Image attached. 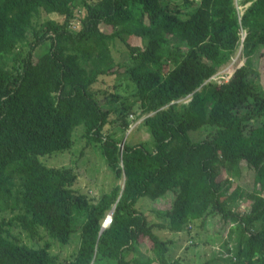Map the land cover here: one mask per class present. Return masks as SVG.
<instances>
[{
	"label": "trees",
	"instance_id": "trees-1",
	"mask_svg": "<svg viewBox=\"0 0 264 264\" xmlns=\"http://www.w3.org/2000/svg\"><path fill=\"white\" fill-rule=\"evenodd\" d=\"M239 46L230 81H212ZM263 49L264 0H0V264H191L168 259L171 240L155 231L190 233L214 212L233 225L221 252L198 264H264V88L252 63ZM124 76L130 93L118 89ZM136 104L153 145L118 150L113 133L128 129ZM78 127L113 174L97 198L73 187L71 166L42 160L70 153ZM243 161L251 191L235 185ZM167 192L171 207L152 221L139 201ZM243 198L248 210L233 211ZM76 232L74 255L60 260L53 242ZM138 244L147 258L134 256Z\"/></svg>",
	"mask_w": 264,
	"mask_h": 264
},
{
	"label": "rangeland",
	"instance_id": "rangeland-1",
	"mask_svg": "<svg viewBox=\"0 0 264 264\" xmlns=\"http://www.w3.org/2000/svg\"><path fill=\"white\" fill-rule=\"evenodd\" d=\"M83 12L84 11L82 10L79 12V14L82 15ZM130 42L133 45L140 44L139 40L133 38L130 39ZM116 46L123 51L124 46H120L119 44H116ZM114 54L117 55L116 53ZM259 61L261 65H259ZM242 63L243 60L241 59L240 51L236 50L227 63L218 67L216 73L212 75L211 80L218 84L229 82L233 70L242 65ZM252 63L253 68L258 70L260 73V78L262 79L260 82L263 84L261 88H264V57L260 56L258 58V56L255 55L253 56ZM108 80L109 78L102 80L103 85L101 86L106 87ZM117 83L118 89L119 87L123 88L124 83H126L128 84L127 92L130 93L133 91L132 84L125 76L121 77V79L118 78ZM190 96L191 95L188 94L186 97L178 99L177 102L187 103L190 100ZM148 114L149 113L142 114L138 108V105H135L133 111L128 115L130 120L128 129L122 132L117 130L113 133L115 137L121 138V142L117 145L118 150L121 148V144L124 142L130 145L144 142L148 143L149 146L152 147L153 144L148 132L144 128L143 124H141L143 118ZM211 129V127L205 126V128H201L198 132H191L189 135L193 140H199L204 137L205 134ZM80 132L81 128H76L74 132L76 136V138H74L76 144L70 153H58L56 155H52L51 157L43 158L42 160L47 166H71L77 174V178L73 187L77 188L78 193L80 194L85 193L96 196L97 198L102 192L109 190L114 182L113 174L102 157L99 149L95 146H87L84 139L80 138ZM103 146V152L107 158L111 155V152L113 153V156L115 155L116 150H114L112 147L110 148L108 144L106 145V142L103 143ZM240 174V178H238L235 185H238L245 191H251L253 187V170L249 168L244 161L241 162ZM224 177V172H222L220 179H223ZM117 182L122 184L123 177ZM174 197L175 194L173 192H167V194L163 196L159 202H152L149 199L144 198L141 199L139 203L142 208L144 207L147 211H151L150 213H147L148 217L152 221H155L157 220L156 213H153L152 211L169 209L172 205ZM249 206V200L243 198L232 204L231 208L233 211L243 213L244 211L248 210ZM189 225L191 226L190 233H188L187 229H184L179 233H172L168 230L155 231L161 233L162 237H167L171 240L166 253L168 259L175 257L181 258L184 262L198 264L206 261L213 255H218V253H220L222 250V242L233 223L223 220L217 212H214L212 214H206L201 220H196L195 224L190 223ZM14 233H16L22 241H27L23 233H18L17 230H15ZM42 236L43 237H41V240L45 242V238L47 237L46 233H43ZM78 242L79 237L77 232L74 234L72 233L68 244L61 245L54 241L51 250L56 255H59L60 260L69 259L74 255L76 247L78 246ZM135 251L136 252L134 256L138 259L147 258L148 255H150V252L147 250V246L145 244L136 245ZM94 264H116V262L107 258H100L95 261Z\"/></svg>",
	"mask_w": 264,
	"mask_h": 264
},
{
	"label": "built area",
	"instance_id": "built-area-1",
	"mask_svg": "<svg viewBox=\"0 0 264 264\" xmlns=\"http://www.w3.org/2000/svg\"><path fill=\"white\" fill-rule=\"evenodd\" d=\"M112 213H113V208H110L108 212L104 215L102 221H101V228L104 229L107 226L110 225L112 221Z\"/></svg>",
	"mask_w": 264,
	"mask_h": 264
},
{
	"label": "clouds",
	"instance_id": "clouds-1",
	"mask_svg": "<svg viewBox=\"0 0 264 264\" xmlns=\"http://www.w3.org/2000/svg\"><path fill=\"white\" fill-rule=\"evenodd\" d=\"M244 35H245V33H244V31L242 32V38L244 37ZM241 49H242V47L241 46H239L236 50H239L240 51V55H241ZM235 50V51H236ZM231 59V58H230ZM241 66V65H240ZM234 72V71H233ZM233 74V73H232ZM211 79V78H210ZM93 196V195H92ZM94 197V196H93ZM111 208H113V211H114V205L111 207ZM109 210V209H108ZM108 210H107V212H108ZM106 212V213H107ZM105 213V214H106ZM103 219V218H102ZM102 221V220H101ZM108 227V226H107ZM100 228H101V223H100ZM101 230H102V228H101Z\"/></svg>",
	"mask_w": 264,
	"mask_h": 264
},
{
	"label": "crops",
	"instance_id": "crops-1",
	"mask_svg": "<svg viewBox=\"0 0 264 264\" xmlns=\"http://www.w3.org/2000/svg\"><path fill=\"white\" fill-rule=\"evenodd\" d=\"M241 59L243 60V62H244V59H243V57L241 56ZM243 64V63H242ZM238 68V67H237ZM234 71V70H233ZM233 73V72H232ZM92 196V195H91ZM94 198H96V196H94Z\"/></svg>",
	"mask_w": 264,
	"mask_h": 264
}]
</instances>
